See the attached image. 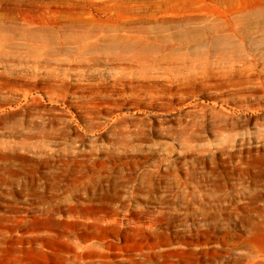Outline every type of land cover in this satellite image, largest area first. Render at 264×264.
<instances>
[{
	"label": "rangeland",
	"instance_id": "obj_1",
	"mask_svg": "<svg viewBox=\"0 0 264 264\" xmlns=\"http://www.w3.org/2000/svg\"><path fill=\"white\" fill-rule=\"evenodd\" d=\"M0 264H264V0H0Z\"/></svg>",
	"mask_w": 264,
	"mask_h": 264
}]
</instances>
